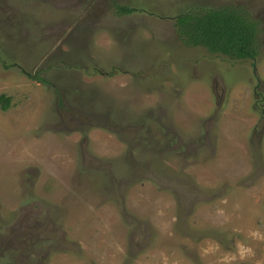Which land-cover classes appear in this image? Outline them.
I'll return each mask as SVG.
<instances>
[{"label": "rangeland", "instance_id": "374dc122", "mask_svg": "<svg viewBox=\"0 0 264 264\" xmlns=\"http://www.w3.org/2000/svg\"><path fill=\"white\" fill-rule=\"evenodd\" d=\"M239 2L255 60L180 41ZM1 94L0 264H264V0H0Z\"/></svg>", "mask_w": 264, "mask_h": 264}, {"label": "trees", "instance_id": "16d2710c", "mask_svg": "<svg viewBox=\"0 0 264 264\" xmlns=\"http://www.w3.org/2000/svg\"><path fill=\"white\" fill-rule=\"evenodd\" d=\"M114 8L120 15L131 14L138 9L114 2ZM177 34L186 47H202L211 53L222 54L230 60L256 59L260 52V22L244 3L225 4L203 9H191L175 18ZM114 73H111L112 75ZM33 78L48 83L38 74ZM59 95L60 105L63 98ZM11 98L0 95L3 110L10 107ZM98 121L109 118V106L101 102ZM116 122V121H115ZM107 123V122H105ZM107 126V124H105Z\"/></svg>", "mask_w": 264, "mask_h": 264}, {"label": "clouds", "instance_id": "9594fccd", "mask_svg": "<svg viewBox=\"0 0 264 264\" xmlns=\"http://www.w3.org/2000/svg\"><path fill=\"white\" fill-rule=\"evenodd\" d=\"M258 235H259L258 233H253V236H258ZM250 251H251L250 249H245L243 246H241L239 250L240 258L243 259L245 257V254Z\"/></svg>", "mask_w": 264, "mask_h": 264}]
</instances>
